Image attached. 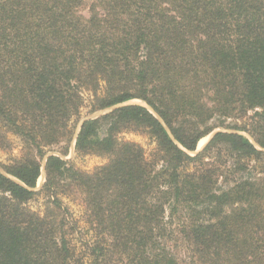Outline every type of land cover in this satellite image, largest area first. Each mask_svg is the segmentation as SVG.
<instances>
[{
    "label": "trees",
    "instance_id": "1",
    "mask_svg": "<svg viewBox=\"0 0 264 264\" xmlns=\"http://www.w3.org/2000/svg\"><path fill=\"white\" fill-rule=\"evenodd\" d=\"M84 93L90 113L113 108L75 137L107 158L92 173L62 158ZM9 135L0 264H264V0H0V147Z\"/></svg>",
    "mask_w": 264,
    "mask_h": 264
},
{
    "label": "rangeland",
    "instance_id": "2",
    "mask_svg": "<svg viewBox=\"0 0 264 264\" xmlns=\"http://www.w3.org/2000/svg\"><path fill=\"white\" fill-rule=\"evenodd\" d=\"M83 14L86 16V12H83ZM91 96L88 93H84V103L82 108L80 109V115L76 119H72L70 121L68 128L70 130L76 132L79 130L80 123L83 122L85 119L89 118H97L101 115H104L108 112H110L113 108L106 109L103 111H98L94 113H90V105H91ZM126 104H141L142 102L139 100H132L129 102L124 103ZM223 128L218 127L215 131H222ZM212 132V133H213ZM210 134L206 136L205 138L201 139L203 140L201 144L200 141L198 142L196 146V150L194 153H190V155H194L195 153L202 150V148L205 146L207 141L209 140ZM9 143L5 146V148L0 147V171H3L1 166L9 164L13 159L18 158L20 156V151H22V144L19 141L18 138H16L13 135H9ZM120 138L132 141L140 146L143 147L146 154H149V152L153 149L154 145L149 141V139L143 135L136 134V133H122L120 135ZM74 144H75V135L72 138V141L70 143L68 154L65 157H62L65 160H68L72 163V165L78 169L79 171L83 173H92L94 169L98 166H101L107 162V158L103 156L98 155H84V156H78L74 152ZM58 147H52L46 151V156L42 160V166H41V174L40 177L37 180L36 189H39L41 184L44 182L45 178V172H44V164L46 157L49 155H59L58 153ZM47 201L46 196L39 195L35 199L28 202L27 206L34 212H38L42 214L45 211V203ZM61 201L63 206H65L68 209V213L71 216V220L76 225V230L73 233L72 236V244L75 245L76 248L83 250V247L85 246V242L93 238V233L88 230V226L84 222V206L82 202V198L80 195L77 194H66L61 196Z\"/></svg>",
    "mask_w": 264,
    "mask_h": 264
},
{
    "label": "water",
    "instance_id": "3",
    "mask_svg": "<svg viewBox=\"0 0 264 264\" xmlns=\"http://www.w3.org/2000/svg\"><path fill=\"white\" fill-rule=\"evenodd\" d=\"M143 105H144V104H143ZM119 106H121V105H118V106H116V107H119ZM116 107H114V108H116ZM85 120H86V119H85ZM81 123H82V122H81ZM81 123H80V125H81ZM79 128H80V126H79ZM78 131H79V130H78ZM78 131L76 132L75 137H76ZM216 132H218V131H215V132L211 133L208 139H210V138L213 136V134L216 133Z\"/></svg>",
    "mask_w": 264,
    "mask_h": 264
},
{
    "label": "bare ground",
    "instance_id": "4",
    "mask_svg": "<svg viewBox=\"0 0 264 264\" xmlns=\"http://www.w3.org/2000/svg\"><path fill=\"white\" fill-rule=\"evenodd\" d=\"M202 141H203V140H200V143H199V144H201V143H202Z\"/></svg>",
    "mask_w": 264,
    "mask_h": 264
}]
</instances>
